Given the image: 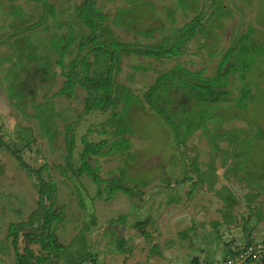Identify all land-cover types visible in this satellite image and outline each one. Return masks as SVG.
Instances as JSON below:
<instances>
[{
	"label": "trees",
	"instance_id": "16d2710c",
	"mask_svg": "<svg viewBox=\"0 0 264 264\" xmlns=\"http://www.w3.org/2000/svg\"><path fill=\"white\" fill-rule=\"evenodd\" d=\"M35 1L39 2L42 14L34 23H30V19L27 20L24 15L26 11L22 6L10 5L12 18L8 17V21L14 32L9 40L14 38L10 45L16 56H19L21 60V55L17 54H22L25 49V57L35 63L39 70L46 72L47 77L57 74L56 68H60V75L64 79L56 95L77 98L76 100L83 105L79 118L84 114L98 112L104 116V119L98 125L99 130L97 127H91L88 129V134L81 136L82 150L75 159V127L79 123V118L75 122L66 123V117H62L64 131L60 134H63L64 138L63 148L60 154L54 153V150L50 151L54 155L51 156L54 160L51 163L52 166L44 162L36 167L24 159L23 154L27 149L32 151L34 147L37 148L36 145H40L32 136V131H29L31 137L24 139V143L21 144L7 143L0 136V151L10 154L17 161L19 176L28 179L27 188L37 196V199H29L28 192L25 194V184L24 186L19 184L18 190H8L9 193L3 194L4 196L0 192V200L8 206L9 210V214L0 216L1 234H5V222L8 223L11 215L14 214L17 217L13 219L12 224H9L11 229H8L6 235L12 248L9 250L5 248V245L0 244V254L10 256L12 263L14 261L15 264H44L52 260L58 262L61 257H64L60 250H57L59 239H63V242L66 238L68 239V244L65 242L67 245L61 247L63 251L78 242L82 249H87L81 227L88 228V223L79 219L78 224L72 226L76 229V234L79 231V237H73L75 234L72 235L69 230L71 224L66 221V202L62 199L65 194L63 186L69 188L72 185L71 194L76 195L75 199L81 209L85 203L80 187L85 186L82 183L85 177L95 184L97 198L105 196V200H110L114 194L120 193L134 202L144 194L143 189L151 184L152 178L148 181L129 173V164L137 161L139 154L143 153L141 144L138 146L132 138L136 137L135 129H137L130 118L133 108H140L146 112L150 110L165 127L170 129L179 146L184 145L194 130L200 127L196 120L203 119L207 109L214 107L219 111L228 107V111L224 113L230 118L228 122H220L218 127H214L219 130L216 135L217 140H213L217 142L214 144L215 150H220L221 147L218 146L220 141L227 142V148L222 149L223 158H226L225 154L228 153L229 148L238 147L235 138L242 143L245 141L252 152H264V125H258V120L250 116L251 110L258 111V109L253 110L252 105L257 100L255 91L261 88V84L255 83L258 79L248 82L252 66L264 57V42L257 43L254 40L257 27L246 24L242 8L230 6L232 0H170L173 5L171 7L163 3L166 0H75L72 3L69 0L70 5L60 11L48 0ZM145 8L151 9V12H147H150V18L157 21V25L151 27L138 25V13ZM161 9L164 10L166 20L159 14ZM179 11L184 17H176ZM187 11L195 14L186 18ZM57 12L61 13L60 15L66 13L69 19L59 21L60 15ZM235 20L236 28L227 36V42L223 43L225 28ZM25 23L27 24L22 26ZM117 29H122L124 33H131V39L124 40L116 31ZM24 32L25 34H22ZM23 41H25V47ZM190 41L205 48L210 57H220L216 71L205 78L206 82L220 78V87L214 88L215 94L212 96L206 93L195 94L196 99L192 89L197 80L180 73L174 80L173 86H164L156 91L155 86L158 81L156 73L162 70L157 69L156 64L177 61ZM126 59H131L134 63L126 72L125 79L121 80L119 75L123 71V62ZM11 64L13 67L10 68H13V72H10V77L14 79L16 75L14 70H21L26 67V64L25 66L19 62ZM176 66L181 67V64L177 63ZM138 74L150 79L147 82V84L150 83L147 89L141 92L136 91L129 83ZM54 78H52L53 81L56 80ZM232 80L242 85L239 90L240 95L235 97L231 96L229 90ZM251 84L254 85L251 86ZM37 90L35 88V91ZM179 92L183 94L189 92L188 96L192 97L189 103L201 107V111L178 109L175 102L179 104L183 99V96L179 97ZM10 94L14 98L22 97L23 99L21 94ZM198 95L204 101L198 100L201 99ZM36 97L25 101V106L20 103L15 107H19L16 109L23 119L37 126L41 137L49 138L58 131L59 119L57 118L61 115L55 107V101L49 99L37 101ZM200 101L207 106L210 105L209 108H203ZM186 113L193 114L190 122L187 119L188 116H185ZM171 118L174 120L172 121ZM238 121L244 122L245 125H239ZM162 123L161 126H163ZM186 124L188 128L184 127ZM93 132L98 135L96 140L88 138V135ZM254 134L256 136L250 138ZM137 136L140 139V136ZM253 139L258 141L255 142ZM36 151L38 153L39 149ZM101 157L107 158L108 162H118L117 165L104 171L105 177L99 173ZM178 164H180L179 160ZM194 165L195 170L198 171L199 167L196 163ZM165 168L167 172L164 171L163 174H167V177L165 178L164 175L161 179L165 183L163 187H168L170 177L175 179L177 187L181 186L180 183L192 180L193 176L187 166L178 168L180 172H183L180 183L175 178L177 174L171 168L166 166ZM54 170L61 174V179L55 180L52 177ZM136 188H139L141 192L136 194ZM178 189L181 191V187ZM224 199L228 200V198ZM180 200L181 198L177 195L172 196L170 207L179 203ZM258 220L257 218L255 221L258 222ZM249 222L251 221L240 222V224H243L245 229ZM16 225H18L17 228H15ZM77 226L81 227L77 228ZM143 226V222L135 224L140 232ZM194 229L195 227L191 228V230ZM253 229H257V225H254ZM141 233L147 234L146 231ZM179 235L185 238L188 232L183 230L179 232ZM245 237L248 235L245 234ZM242 242V244L238 242L233 251L230 250V246L237 241L231 237L225 242L226 254L223 261L228 260V264H234L235 258L244 254L237 263L242 264L256 258L254 254L258 251L261 253L259 262L264 264V237L260 243H255L252 236ZM120 249H124L123 242L120 244ZM249 249L252 250V254L251 251L250 254H246ZM97 260V255L88 253L80 256L77 264L81 262L96 264ZM69 264L74 263L69 261ZM189 264L209 263L207 259L202 260L196 256Z\"/></svg>",
	"mask_w": 264,
	"mask_h": 264
},
{
	"label": "rangeland",
	"instance_id": "374dc122",
	"mask_svg": "<svg viewBox=\"0 0 264 264\" xmlns=\"http://www.w3.org/2000/svg\"><path fill=\"white\" fill-rule=\"evenodd\" d=\"M12 1L0 0V136L7 143L17 142L21 144L24 143V139L27 140L31 137L29 131H32V136L40 145H36L37 148L34 147L32 151L27 149L23 157L27 162L38 167L44 162L51 164L54 161L51 159V156H54L50 153L51 150H54V153L57 154L61 153L64 142L63 134H60L64 131L62 126L64 120L61 121V118L66 117V123L77 121L76 119L79 118L78 116L83 110V105L79 100H76L77 98L56 95V92L60 89L61 81L64 79L60 75V68L57 67V74L54 76L49 75L50 78H48L46 72L39 70L35 63L25 57V49L23 50L24 53L17 54L21 55V60L19 56H16L10 45L14 38L9 40L14 32L8 21V17L12 18L10 5L22 6L26 11L25 17H27V20H31L30 23H34L42 13L39 2L35 0ZM48 1L50 4L56 5L58 11L70 5L69 0ZM74 1L71 0V3ZM163 3L167 7L173 6L170 0ZM230 6H240L242 8L246 24L257 27L254 40L257 43L264 42V0H232ZM147 11L151 12V9L145 8L138 13V25L141 27L157 25V21L150 18V12ZM60 14L58 13V15ZM159 14L162 19L166 20L163 9ZM194 14L187 11L185 17L188 18ZM60 16H58L59 21L69 19L66 13ZM176 17L181 18L184 16L179 11L176 13ZM4 21L6 22L1 26ZM236 26V20L227 25L222 37L223 43L227 42V36L234 31ZM116 31L124 40L132 37L131 33H124L122 29ZM22 34H25V32ZM39 36H42V34H39ZM23 42L25 47V41ZM219 58V56L210 57L205 48L200 47L194 41H190L186 44L183 55L177 58V61L156 64L157 69H162L156 73L158 77L155 86L156 91L164 86H173L176 77H179L180 73H184L191 79L193 77L197 80L192 89L193 96L196 99L197 95L195 94L198 93L214 95V88L220 87V78L217 77L215 80L207 82L205 78L216 71ZM12 62L23 63L24 66L26 64V67L21 70H14L16 73L14 79L10 77V72H13V68H10L13 67ZM133 63L131 59H126L123 62V71L119 75L121 80L125 79L126 72ZM177 63L181 64V67H177ZM53 77L56 80L53 81ZM248 78H250L248 82H254L255 79H258L255 83L261 84V88H257L255 91L257 100L252 105L253 110L258 109V111L253 112L251 110L250 116L258 120V125H264V57L252 66ZM148 80L150 79L147 76L138 74L129 83L136 91L141 92L146 90L150 84H147ZM254 84H251V86ZM241 86L240 83L232 80L229 85L231 96L240 95ZM48 87H50L49 90ZM35 88L38 90L35 91ZM10 93L21 94L23 99L22 97L14 98L10 96ZM182 94L179 92V97L183 96L180 103L175 102L178 109L181 111H201V107L189 103L192 99L191 96H188L189 92ZM35 96H37V101H45L46 99L55 101V107L61 115L60 118H57L59 119L57 130L60 129L61 131L59 133L57 131L55 135L50 136L51 138L41 137L37 126L32 124L31 121L23 119L20 112L17 111L19 107H15L20 103L25 106V101L27 102ZM198 98H201V96L198 95ZM198 100L204 101L202 98ZM200 103L203 108H209L210 106L203 104L201 101ZM227 108L225 107L219 111L214 107L207 109L205 117L196 120L200 127L194 130L184 145L179 146L177 145L178 142L174 140L170 129L165 127L161 120L157 119L150 110L146 112V110L140 108H133L130 118H132L137 129H135L136 137L133 136L132 138L138 146L141 144L142 147L140 148H142L143 153L139 154L137 161L129 164V173L134 177L144 178L148 181L152 178L150 180L152 181L151 184L143 189L144 194L134 202L120 193L114 194L110 200H105V196L96 197L95 184L91 179L85 177L82 179L85 186L81 185L80 187L85 203L82 209L77 204L76 195L71 194L72 185L69 188L63 186L65 194L62 199L66 202V221L71 224L69 230L72 235L75 234L73 237H79V231L76 234V229L72 227L78 224L79 219L88 223V228L77 226V228L81 227L82 229L87 249H82L81 244L78 242L63 251L61 247L68 244V239L66 238L64 242L63 239H59L57 250H60L64 257H61L58 262L52 260V262L44 264H69V261L77 264L79 263V257L88 253L97 255L96 264H189L191 259L196 256L202 260L207 259L209 264H228V260L227 262L223 261L226 254L224 243L231 237L237 241L236 244L230 246L231 251L235 249L238 242L242 244V241L249 236L254 237L255 243H260L264 237V152H252L245 141L242 143L235 138L238 147L235 149L229 148L228 153L225 154L226 158H223L222 149L227 148V142L220 141L218 143V146L221 147L220 150H215L214 144L217 142H213V140H217L216 135L219 130L214 127H218L221 124L220 122H228L230 118L224 114L225 111H228ZM22 112L25 113V111ZM192 115H187L189 122L193 119ZM103 119L104 116L98 112L80 116L79 123L75 127V159L82 150L81 136L88 134V129L91 127H97L99 130L98 125ZM171 120L174 119L171 118ZM161 123L163 126H161ZM238 124L245 125L241 121H238ZM186 126L188 128L187 124L184 127ZM137 135L140 136V139ZM254 136L256 135L254 134L250 138ZM88 138L96 140L98 135L93 132V134L88 135ZM253 140L258 141V139ZM37 149H39L38 153ZM178 160L180 164L177 165ZM99 161L101 166L99 173L103 177H105L104 171L118 163L108 162L109 160L103 157L99 158ZM195 163L199 167L198 171L195 170ZM17 165V161L10 154L0 151V192L3 195L9 193L8 190H18L19 184L21 186L25 184V194L28 192V198L37 199L36 194L27 188L28 179L19 176L20 170ZM163 165L171 168L177 174L175 178L179 183L183 172H180L178 168L187 166L193 176L192 180L180 183L181 186L177 187L175 179L170 177L168 187H163L165 183L161 179L164 175L165 178L167 177V174H163L164 171L167 172ZM53 174L52 177L55 180L62 178L61 174L55 170ZM74 183L79 186L76 181ZM179 187H181V191L178 189ZM135 192L137 194L141 191L136 188ZM174 195L180 197L181 200L170 207V200ZM224 198H228V200ZM29 199H27L28 202L32 204ZM6 214H9L8 206L0 200V216ZM10 218L8 223L5 222V234L0 232V244L5 245V248L9 250L12 247L6 235L8 229H11L9 224H12L13 219H17V217L12 214ZM257 218L259 219L258 222H256ZM248 220L251 222L247 223L248 227L243 229V224H240V222L245 223ZM137 222H143L144 226L141 227V232L146 231V235H143L135 227ZM255 222L256 224H254ZM254 225H257L255 230L253 229ZM17 227L18 225L15 228ZM192 227H195V229L191 230ZM183 230L188 232V236L185 238L179 235V232ZM244 233L248 237H245ZM122 242L124 244L123 250L120 249ZM250 251L251 254L253 253L249 249L246 254H250ZM243 255L236 257L234 264H237ZM254 255L257 259L253 258L255 260L252 259L242 264H262L259 262L261 253L257 251V254ZM10 260V256L0 254V264H15L14 261L12 263ZM81 264L91 263L81 262Z\"/></svg>",
	"mask_w": 264,
	"mask_h": 264
}]
</instances>
